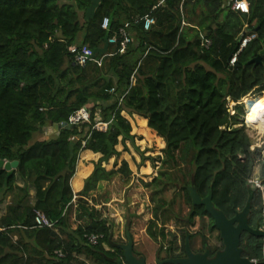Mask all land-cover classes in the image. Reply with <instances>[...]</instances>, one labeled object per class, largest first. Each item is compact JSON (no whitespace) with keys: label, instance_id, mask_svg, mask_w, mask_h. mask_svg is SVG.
Instances as JSON below:
<instances>
[{"label":"trees","instance_id":"1","mask_svg":"<svg viewBox=\"0 0 264 264\" xmlns=\"http://www.w3.org/2000/svg\"><path fill=\"white\" fill-rule=\"evenodd\" d=\"M247 2L249 12L231 10L227 0H0V160L19 162L11 170L0 167L1 201L12 197L0 219V264H117L122 249L105 248L113 224L88 206V198L101 181L131 173L126 160L118 169L103 166L119 155L120 137H135L123 111L147 119L166 142L164 169L147 183L155 187L152 200L159 199L147 229L151 238L165 237L173 206L162 194L173 182L191 208L182 182L194 180L202 198L212 188L215 206L230 218L253 188L249 222L264 226V189L251 182L260 165L257 179L264 187V144L252 149L247 128L235 127L244 107L237 104L231 115L227 103L244 96L250 108L264 102V92L249 94L264 90V54L262 63H250L264 48V0ZM147 16L156 20L148 30ZM252 33L256 38L231 65L241 39ZM74 45L92 49L86 65L75 62ZM85 111L87 120H74ZM97 116L106 130L97 126ZM61 123L67 126L54 137L33 140L35 132ZM85 150L101 156L75 203L71 180ZM36 209L55 225L35 227ZM72 211L80 220L74 229ZM191 213L208 216L215 229L203 205ZM16 230L21 235L13 241L8 233ZM86 234L103 237L93 245ZM241 246L243 256L264 264V237L244 232ZM169 249L179 247L173 241Z\"/></svg>","mask_w":264,"mask_h":264},{"label":"rangeland","instance_id":"2","mask_svg":"<svg viewBox=\"0 0 264 264\" xmlns=\"http://www.w3.org/2000/svg\"><path fill=\"white\" fill-rule=\"evenodd\" d=\"M227 2H229V0H227ZM182 26L185 30L189 28L185 20H183ZM187 31L192 32L190 28L187 29ZM255 92L256 94L254 95L259 97L263 94L264 90L259 89ZM245 101V96L234 103L231 99H228L227 103L230 113H236L235 106L238 104L242 105L244 107V113L246 114L247 110L248 114L252 108L246 105ZM122 115L130 121L132 134H134L135 137L133 141H123L122 137H120V143L117 145V149L120 151L119 155L113 156L108 162H104L103 166L108 170L113 168L118 169L122 166L123 161L126 160L131 173L119 172L113 179L101 181L98 188L92 190L88 198V206H95L97 209L101 210L103 216L107 217L109 222L113 224V233L110 242L121 245L126 244L128 242V226L133 242L138 244V250L136 249V251L148 255L150 262L154 260L155 253L159 248L163 250V248L169 247L173 241H175L180 248L181 242L183 241L182 233L185 230L191 233L198 232L205 234L207 238H209L211 244L215 246L220 245L219 231L210 229L209 218L205 217L202 219L199 218V216H195L194 220L188 219L191 207L186 204L184 192L180 186H176L177 182H173L174 185H172L173 183L170 184L168 189L162 194L168 203L173 206L170 218L166 225H164L165 237L163 238V236L160 235L158 240H155L149 236L147 229L153 218V210L159 202V199H156L155 202L152 200L155 187L154 185L148 186L147 183H150L160 174V171L164 169L161 159L164 157L163 150L166 146V142L163 137L159 136L154 129L148 126L146 118L143 123V117L140 115L129 114L126 111H123ZM242 116L243 115L240 116V123L235 127H242L244 124L243 122L241 123L242 119H244ZM56 132L57 130L54 126L48 125L41 131L35 132L33 140L54 137ZM247 132L253 140L252 149L261 147L264 144V133L260 134L258 130L256 131L250 128L249 130L247 129ZM86 154H88L86 151L80 154L76 173L77 171L80 172L85 165H88V162L92 163L94 167V164L101 156L99 153L90 152L89 156H93V159H91ZM86 160L88 162H86ZM181 173L182 172L179 171V178H182ZM259 173L260 165H256L253 175L254 179L258 178ZM258 181L261 182L260 180ZM261 189H264L263 185ZM77 200L78 198H74L75 203H77ZM79 222L80 220L77 214L72 211L70 214V228H76ZM159 222V228H161L162 223L161 221ZM262 227L264 228V226ZM175 238H177V240ZM197 242H199V240ZM105 248L108 250L113 249L111 244H105ZM176 250L178 251L179 249ZM86 259L84 258V260ZM87 263L96 264L90 260H87Z\"/></svg>","mask_w":264,"mask_h":264},{"label":"water","instance_id":"3","mask_svg":"<svg viewBox=\"0 0 264 264\" xmlns=\"http://www.w3.org/2000/svg\"><path fill=\"white\" fill-rule=\"evenodd\" d=\"M263 54L264 48L257 57L250 61V63H255L256 65L262 63ZM65 125L67 126L66 123L55 124L54 127L59 129ZM18 163L17 160L8 161L2 159L0 160V167L6 170H11L16 168ZM187 189L190 193L193 207L203 205L212 217L214 226L220 232L224 247L212 258H208V251L204 254H194L191 249L190 235L188 234L186 238V257H171L163 261L162 264H254L252 259L243 256L241 237L244 232H248L257 237H264V228L259 223L256 227H252L249 222L255 189L250 188L249 197L245 207L241 211H236L231 218L228 217L223 210L215 206L212 199V188L210 189L209 194L204 198L200 196L194 180L191 185L187 186ZM127 238L128 242L120 245L124 251L125 261L119 259L117 261L118 264H146L144 257L137 258L133 252V240L128 226Z\"/></svg>","mask_w":264,"mask_h":264},{"label":"built area","instance_id":"4","mask_svg":"<svg viewBox=\"0 0 264 264\" xmlns=\"http://www.w3.org/2000/svg\"><path fill=\"white\" fill-rule=\"evenodd\" d=\"M228 5L230 6L231 10L233 11H239V12H249V3L247 2V0H229ZM144 22V28L146 30L150 29L151 26L155 23V18L152 16H147L144 18L143 20ZM109 25V19L105 18L102 22V27L103 28H107ZM256 33H252V34H248L246 36H244L241 39V46L239 48V50L232 56L231 60H230V64L234 65L237 61V57L238 54L240 53V51L247 46V44L253 40L254 38H256ZM125 43L130 41L129 37H126L124 39ZM202 45L208 47L209 46V42L203 41ZM70 52L73 54L74 58H75V62L78 63L79 65H86L89 60L91 59V57L93 56V51L92 49L88 46V45H83V46H71L70 48ZM113 91V90H112ZM256 90L254 89L251 93V95L256 94L255 92ZM262 92V91H261ZM248 94V95H249ZM234 103V101H233ZM234 111V110H233ZM230 112V109H229ZM232 113V114H231ZM231 115H234L235 112H231ZM89 117V113L88 112H83L82 115H77L74 120L78 121L80 119L82 120H87ZM244 117V119H242L241 123L243 122L244 124L242 125L245 126L248 130L249 128L254 130L253 126H248V124L246 123L245 120V114L242 116ZM100 117L97 116L96 117V121H97V126L102 129V130H106L107 124L106 123H102L100 121ZM257 131V130H256ZM251 182L256 186L261 188V182L258 181V179H252ZM34 221H35V227L38 228H45V227H53L55 225V221L51 220L45 212H43L42 210L36 209L34 211ZM88 242L90 244L96 245L98 244L99 240L103 237V235L101 234H86L85 235ZM59 256H63L62 251H58ZM254 261V264H257V260L256 259H252Z\"/></svg>","mask_w":264,"mask_h":264},{"label":"flooded vegetation","instance_id":"5","mask_svg":"<svg viewBox=\"0 0 264 264\" xmlns=\"http://www.w3.org/2000/svg\"><path fill=\"white\" fill-rule=\"evenodd\" d=\"M184 182H182V186H189L186 185ZM192 210H194V207L192 205V208L190 210V213L188 215V219L194 220L195 216L192 218ZM207 218H209L208 216H206ZM200 218V217H199ZM210 220V219H209ZM213 226H214V221H213ZM215 227V226H214ZM216 230H218L215 227ZM219 231V230H218ZM183 233H185V237H184V241L181 242V246L179 248V250H175L174 252H171V250L169 249V247H165L163 248V250L161 248H159L156 253H155V257L154 260L150 262L148 255H145L143 252L138 253L136 251L137 248V243L133 242V252L134 254L137 256V258H141L144 257L146 264H162L163 261H165L168 258L174 257V258H183L186 257V238L187 235H190V244H191V249L192 252L194 254H204L205 252H209L208 253V258H212L215 256V254L219 251L222 250L224 245H223V241L220 237V232H219V240L221 241L220 245H213L209 242V238H207V236L205 234L202 233H191L188 230H185ZM205 235V236H204ZM198 238V239H197ZM182 240H183V236H182ZM199 240V242H197ZM112 247L114 248H121L120 245L118 243H111ZM114 248L112 250H114ZM122 249V248H121ZM123 251V249H122ZM121 259L123 261H125V257H124V251H123V255L121 257H117L114 259V261L118 264V260Z\"/></svg>","mask_w":264,"mask_h":264},{"label":"crops","instance_id":"6","mask_svg":"<svg viewBox=\"0 0 264 264\" xmlns=\"http://www.w3.org/2000/svg\"><path fill=\"white\" fill-rule=\"evenodd\" d=\"M85 151L88 153L86 155L89 158L93 159V156H89L90 152H92V151H90V150H85ZM91 155H93V154H91ZM86 162H88V161L86 160ZM88 165H91V166H88ZM88 165H85L83 168L81 167L82 168L81 169L82 174L79 171H77V173H75V175L73 176V178L71 180V185H72V189H73L75 198L77 197V193L82 190L86 177H88L91 174V172L93 171V168H94L93 164L88 162ZM75 182H76V186H75ZM33 194H34V191L31 190L32 200H34ZM11 199H12V197L10 195L7 196V198L3 199L2 201H1V197H0V219L2 216H4L6 214L7 206L11 203ZM3 230H5V228L0 227V231H3ZM8 235L10 236V238L13 241H17L20 238L21 233L16 230V232H12L10 234L8 233ZM28 242L32 243V240H28ZM7 251L8 250H6V252Z\"/></svg>","mask_w":264,"mask_h":264},{"label":"bare ground","instance_id":"7","mask_svg":"<svg viewBox=\"0 0 264 264\" xmlns=\"http://www.w3.org/2000/svg\"><path fill=\"white\" fill-rule=\"evenodd\" d=\"M248 126H253L260 134L264 133V102L260 106H255L245 116Z\"/></svg>","mask_w":264,"mask_h":264}]
</instances>
